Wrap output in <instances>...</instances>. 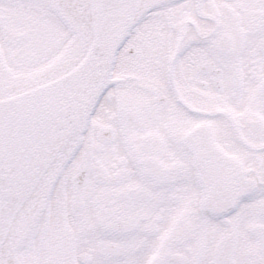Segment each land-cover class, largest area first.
Segmentation results:
<instances>
[{
  "label": "snow or ice",
  "instance_id": "obj_1",
  "mask_svg": "<svg viewBox=\"0 0 264 264\" xmlns=\"http://www.w3.org/2000/svg\"><path fill=\"white\" fill-rule=\"evenodd\" d=\"M0 264H264V0H0Z\"/></svg>",
  "mask_w": 264,
  "mask_h": 264
}]
</instances>
